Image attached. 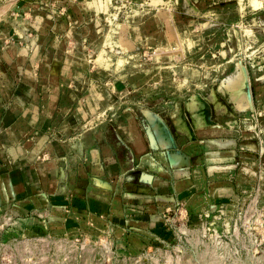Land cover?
I'll return each instance as SVG.
<instances>
[{
  "label": "rangeland",
  "instance_id": "rangeland-1",
  "mask_svg": "<svg viewBox=\"0 0 264 264\" xmlns=\"http://www.w3.org/2000/svg\"><path fill=\"white\" fill-rule=\"evenodd\" d=\"M13 1L0 0V9L11 3L0 24L15 17ZM94 1L44 8L42 49L28 63L51 114L41 133L72 162L114 168L115 179L102 176L121 194L128 178L146 187L157 174L142 157L121 165L133 150L122 119L132 114L145 134L144 115L153 113L175 150L193 158L186 176L196 184L156 209L162 221L146 233L123 211L79 222L71 214L76 225L59 229L46 212L0 208V264H264V0H98L105 7L96 10ZM194 103L206 109L199 116L188 110ZM89 131L80 155L68 139ZM218 139L231 146L206 145Z\"/></svg>",
  "mask_w": 264,
  "mask_h": 264
},
{
  "label": "crops",
  "instance_id": "crops-1",
  "mask_svg": "<svg viewBox=\"0 0 264 264\" xmlns=\"http://www.w3.org/2000/svg\"><path fill=\"white\" fill-rule=\"evenodd\" d=\"M61 1L43 0L39 3L14 0L18 9L15 17L7 24L6 22L0 24V208L13 207L16 211L27 214L46 212L52 218L51 224L59 229L67 227L68 224L76 225L73 219L68 221L71 214H77L79 218L76 220L79 222L84 215L94 217L106 214L109 217V211L112 214L123 211V220L131 227L144 230L145 233L149 232L162 221V216L155 210L175 202L176 198L196 184L186 176L188 170L186 163L190 160L192 162L193 158L186 156L184 149L175 150L178 141L170 133L168 125L160 122L161 120L153 113L144 115L147 121L145 123H148L144 125L147 130L145 134L135 117L130 113L125 114L120 128L122 127V131L132 142L133 150L130 149V158L124 157L122 162L124 164L121 165H133L135 158L142 157L143 164H147L145 166L152 168L157 174L146 179L150 181L146 187L132 184L128 178L126 188H123L120 194L116 193L119 190H114L112 184L105 181L102 176L108 177L110 174L112 179H115L117 173L114 168L107 171L104 167H97L98 163L89 167L84 162H72L74 157L61 156L58 154L61 151L56 149L59 145L46 140L47 137L41 133V129L51 114L50 110L43 109L37 91V80L33 79V72L29 69L28 63L30 58L37 59L42 49L36 36H41L40 30L43 31L46 18L51 17L44 12V8L50 7L52 10V6L59 5ZM10 4L0 9V16L5 14ZM23 5L28 13H22ZM97 5L98 8L101 5L105 7L97 0L92 4L95 10ZM32 13H35L34 16ZM17 16H20V19ZM23 20L28 22L24 24L21 22ZM37 30L39 32L36 34ZM189 107L191 109L188 110L193 116H199L206 110L203 103L201 106L199 103L190 104ZM65 111L66 109L63 110L64 113ZM64 128L68 130L67 133L71 129L68 124H64ZM89 134L90 131L84 132L79 137L68 139V143L82 155L83 144L85 143V146L89 144L87 143ZM208 144L212 148L224 150L231 146V141L218 139L206 141L207 146ZM189 146L190 144L185 148ZM115 162L117 163L116 160ZM167 168H172L177 176L174 177L177 178L175 179L177 183L173 187L166 177L170 172ZM92 174L95 176L91 177ZM190 174L199 180L201 167L196 166ZM78 180L84 182L93 180V185L86 187L83 183L78 184ZM72 199L75 202L73 206ZM126 200L130 201L127 205L123 204ZM151 200L156 205H149L148 201ZM139 210H145L149 215V221L143 220L139 214L142 212Z\"/></svg>",
  "mask_w": 264,
  "mask_h": 264
},
{
  "label": "bare ground",
  "instance_id": "bare-ground-1",
  "mask_svg": "<svg viewBox=\"0 0 264 264\" xmlns=\"http://www.w3.org/2000/svg\"><path fill=\"white\" fill-rule=\"evenodd\" d=\"M120 65V64H119Z\"/></svg>",
  "mask_w": 264,
  "mask_h": 264
}]
</instances>
